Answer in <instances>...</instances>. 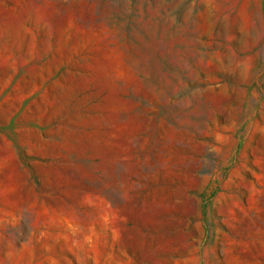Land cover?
Wrapping results in <instances>:
<instances>
[{
	"label": "rangeland",
	"instance_id": "374dc122",
	"mask_svg": "<svg viewBox=\"0 0 264 264\" xmlns=\"http://www.w3.org/2000/svg\"><path fill=\"white\" fill-rule=\"evenodd\" d=\"M0 264H264V0H0Z\"/></svg>",
	"mask_w": 264,
	"mask_h": 264
}]
</instances>
